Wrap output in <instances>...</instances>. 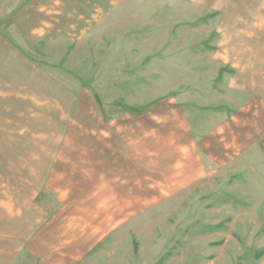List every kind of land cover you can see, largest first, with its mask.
<instances>
[{
	"label": "rangeland",
	"instance_id": "1",
	"mask_svg": "<svg viewBox=\"0 0 264 264\" xmlns=\"http://www.w3.org/2000/svg\"><path fill=\"white\" fill-rule=\"evenodd\" d=\"M263 56L264 0H0V264H264Z\"/></svg>",
	"mask_w": 264,
	"mask_h": 264
},
{
	"label": "crops",
	"instance_id": "2",
	"mask_svg": "<svg viewBox=\"0 0 264 264\" xmlns=\"http://www.w3.org/2000/svg\"><path fill=\"white\" fill-rule=\"evenodd\" d=\"M260 63H261V71L257 72L259 76L256 78L255 81V83L259 86L258 90L260 91V94L258 98H259L260 106L258 104L255 105L254 121L256 122V126L261 129V131L259 132L258 128L255 126L257 128L255 134L260 137V144H261L260 150L261 153L264 155V56ZM257 85L254 84L252 86H257ZM258 136H256L257 137L256 139H258ZM256 139H254L252 142L255 143Z\"/></svg>",
	"mask_w": 264,
	"mask_h": 264
}]
</instances>
